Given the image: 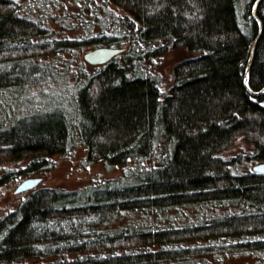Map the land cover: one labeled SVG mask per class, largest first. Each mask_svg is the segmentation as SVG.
Instances as JSON below:
<instances>
[{
	"label": "trees",
	"instance_id": "obj_1",
	"mask_svg": "<svg viewBox=\"0 0 264 264\" xmlns=\"http://www.w3.org/2000/svg\"><path fill=\"white\" fill-rule=\"evenodd\" d=\"M243 1L240 13V0H73L48 18L0 0V90L36 75L47 54L122 48L79 75L70 119L50 111L0 126V161L28 157L23 171L39 172L80 143L86 161L124 168L76 190L30 189L0 216V264H209L241 249L264 264V173L237 169L264 162V91L253 93L264 87V0L259 20L257 0ZM51 18L82 34L60 38ZM175 48L194 54L162 91L143 64ZM240 137L250 148L224 157Z\"/></svg>",
	"mask_w": 264,
	"mask_h": 264
},
{
	"label": "rangeland",
	"instance_id": "obj_2",
	"mask_svg": "<svg viewBox=\"0 0 264 264\" xmlns=\"http://www.w3.org/2000/svg\"><path fill=\"white\" fill-rule=\"evenodd\" d=\"M36 15L50 17L66 14L73 10V0H28ZM113 8H115L113 6ZM238 9L244 12V1L240 0ZM61 20V19H59ZM53 28L58 29L57 35L61 38H72L82 34V24L77 30L61 29L58 23L49 20ZM75 23V21L73 22ZM90 47L73 46L68 50L42 56L38 64L37 73L33 77L24 79L17 87L0 90V126L5 127L11 121L22 116H28L50 111H61L69 119L74 113L72 105L76 90L77 78L83 71H90L95 65L88 62L84 55ZM194 53L184 49L175 48L163 56L152 61H145L144 71L156 75L161 84V90L167 91L174 83L175 65ZM250 145L243 138L236 139L224 152V157L235 156L246 152ZM86 148L77 143L67 153L57 154L51 159V167L27 174L23 169L30 162L28 157L21 160L0 161V175L8 170L16 171L13 178L0 186V216L17 207L19 202L27 197L32 190L16 192L17 187L30 177H42L41 186H56L67 190H76L108 178L119 176L123 165H107L103 161H86ZM257 163L241 164L237 169L241 172L253 170ZM37 186V187H38ZM262 254L252 250H233L209 257V264H260Z\"/></svg>",
	"mask_w": 264,
	"mask_h": 264
},
{
	"label": "water",
	"instance_id": "obj_3",
	"mask_svg": "<svg viewBox=\"0 0 264 264\" xmlns=\"http://www.w3.org/2000/svg\"><path fill=\"white\" fill-rule=\"evenodd\" d=\"M259 2H260V0H257L254 4V8H253V14H254V17L256 19H258V16L256 14V8H257ZM260 32H261V30H260ZM257 39H258V37L256 38V40ZM121 50H122V48H119V47L100 46V47H95V48L87 51L85 53L84 57L88 62H90L92 64H104V63L110 61L115 55L119 54L121 52ZM253 50H254V47L252 49V54L250 57V62L248 65V70H247L246 79H245V83L247 86H248V79H249V69H250L252 58H253ZM263 91H264V87L260 91L253 92V93L259 94ZM254 170L261 172V173H264V162H260V163L256 164L254 166ZM41 181H42V177L27 178L21 184H19V186L16 189V192H23L26 190L33 189L36 186H38Z\"/></svg>",
	"mask_w": 264,
	"mask_h": 264
}]
</instances>
